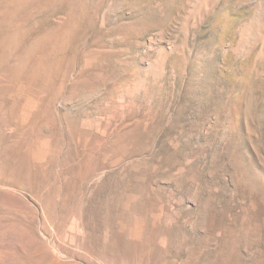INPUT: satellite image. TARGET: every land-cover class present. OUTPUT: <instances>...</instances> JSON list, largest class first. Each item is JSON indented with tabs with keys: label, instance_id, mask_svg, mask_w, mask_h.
I'll list each match as a JSON object with an SVG mask.
<instances>
[{
	"label": "rangeland",
	"instance_id": "374dc122",
	"mask_svg": "<svg viewBox=\"0 0 264 264\" xmlns=\"http://www.w3.org/2000/svg\"><path fill=\"white\" fill-rule=\"evenodd\" d=\"M0 264H264V0H0Z\"/></svg>",
	"mask_w": 264,
	"mask_h": 264
}]
</instances>
